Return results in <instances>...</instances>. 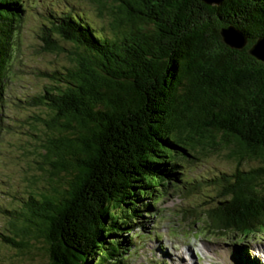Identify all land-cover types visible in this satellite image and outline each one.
Segmentation results:
<instances>
[{"label":"trees","instance_id":"obj_1","mask_svg":"<svg viewBox=\"0 0 264 264\" xmlns=\"http://www.w3.org/2000/svg\"><path fill=\"white\" fill-rule=\"evenodd\" d=\"M108 1L97 0L100 14ZM111 1L109 34L74 10L44 26L49 52H63L61 42L77 50L71 68L49 75L60 84L36 98L58 133L46 158L61 183L30 197L24 226L14 237L1 233V242L26 250L21 236L40 237L49 264H126L133 240L121 235L152 215L145 199L156 204L171 182L180 188V159L198 143L228 151L235 163L234 173L211 181L219 202L204 211V228L216 236L262 232L264 62L250 51L264 39V0ZM27 8L28 0H0V114ZM229 28L246 38L243 48L224 41ZM252 161L259 166L243 169Z\"/></svg>","mask_w":264,"mask_h":264},{"label":"rangeland","instance_id":"obj_2","mask_svg":"<svg viewBox=\"0 0 264 264\" xmlns=\"http://www.w3.org/2000/svg\"><path fill=\"white\" fill-rule=\"evenodd\" d=\"M116 5L109 0L100 14L97 0H28L12 50L5 105L0 114V236L14 237V228L24 226L30 197L49 193L58 185L54 181L61 183L52 177L53 161L46 158L48 143L58 133L47 126L53 116L36 98L60 84L49 75L71 68L77 50L72 43L61 42L63 52H49L43 42L44 26H49L56 12L74 10L85 13L96 29L109 34V10H115ZM209 144L198 143L192 157L180 159L181 167L173 177L176 181L183 179L177 182L179 189L171 182L156 204L144 200L143 205L154 207L152 215L143 214L131 233L121 235V241L133 240L126 264H237L239 260L247 261V255L264 264V229L244 237L233 233L216 236L204 228V211L219 202L214 198L217 192L211 181L215 175L235 172L228 151L214 154V146ZM257 166L259 163L252 161L243 169ZM184 182L189 184L184 187ZM194 208L197 217L188 213ZM21 237L28 244L26 250L0 240V264H49L42 238Z\"/></svg>","mask_w":264,"mask_h":264},{"label":"water","instance_id":"obj_3","mask_svg":"<svg viewBox=\"0 0 264 264\" xmlns=\"http://www.w3.org/2000/svg\"><path fill=\"white\" fill-rule=\"evenodd\" d=\"M207 5H221L224 0H200ZM224 41L231 47L243 48L246 45V38L233 28H229L222 32ZM250 54L258 60L264 62V39L260 40L250 51Z\"/></svg>","mask_w":264,"mask_h":264},{"label":"bare ground","instance_id":"obj_4","mask_svg":"<svg viewBox=\"0 0 264 264\" xmlns=\"http://www.w3.org/2000/svg\"><path fill=\"white\" fill-rule=\"evenodd\" d=\"M263 251H264V248H263Z\"/></svg>","mask_w":264,"mask_h":264}]
</instances>
